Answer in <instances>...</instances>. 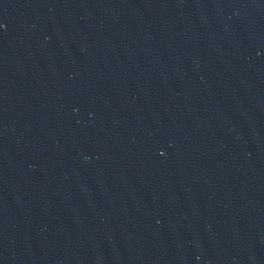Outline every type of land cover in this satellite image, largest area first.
<instances>
[{"label":"water","instance_id":"1","mask_svg":"<svg viewBox=\"0 0 264 264\" xmlns=\"http://www.w3.org/2000/svg\"><path fill=\"white\" fill-rule=\"evenodd\" d=\"M0 264H264V0H0Z\"/></svg>","mask_w":264,"mask_h":264}]
</instances>
